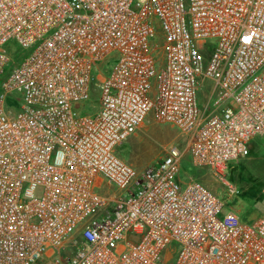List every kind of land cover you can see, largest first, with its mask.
<instances>
[{
  "label": "built area",
  "instance_id": "1",
  "mask_svg": "<svg viewBox=\"0 0 264 264\" xmlns=\"http://www.w3.org/2000/svg\"><path fill=\"white\" fill-rule=\"evenodd\" d=\"M150 113L185 147L139 172ZM257 137L264 0H0V264H264V214L180 178Z\"/></svg>",
  "mask_w": 264,
  "mask_h": 264
},
{
  "label": "rangeland",
  "instance_id": "2",
  "mask_svg": "<svg viewBox=\"0 0 264 264\" xmlns=\"http://www.w3.org/2000/svg\"><path fill=\"white\" fill-rule=\"evenodd\" d=\"M14 44L15 42L10 43L11 46ZM172 144L185 147L184 136L175 127L159 121L150 113L131 132L118 151L141 172L147 165L162 157ZM225 175L229 185L209 169L194 166L187 153L184 156L181 180L185 182L190 176H196L210 187L224 201L221 218L226 213L235 211L243 222L251 223L264 214V138H256L249 156L230 162Z\"/></svg>",
  "mask_w": 264,
  "mask_h": 264
}]
</instances>
